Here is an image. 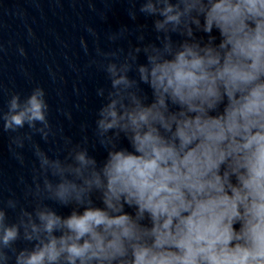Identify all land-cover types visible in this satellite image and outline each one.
I'll use <instances>...</instances> for the list:
<instances>
[{
	"label": "clouds",
	"instance_id": "obj_1",
	"mask_svg": "<svg viewBox=\"0 0 264 264\" xmlns=\"http://www.w3.org/2000/svg\"><path fill=\"white\" fill-rule=\"evenodd\" d=\"M130 4L155 36L141 25L127 50L97 49L110 86L96 90L91 144L104 159L87 135L52 155L31 143L57 135L40 86L0 111L4 132L27 126L11 144L35 157L31 210L0 200V264H264V0Z\"/></svg>",
	"mask_w": 264,
	"mask_h": 264
}]
</instances>
